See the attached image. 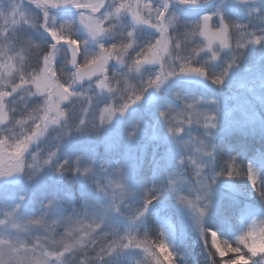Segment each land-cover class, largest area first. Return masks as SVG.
<instances>
[{
    "label": "snow or ice",
    "instance_id": "6c2138e0",
    "mask_svg": "<svg viewBox=\"0 0 264 264\" xmlns=\"http://www.w3.org/2000/svg\"><path fill=\"white\" fill-rule=\"evenodd\" d=\"M201 3L209 0H0V180L25 174L30 144L47 128L72 120L82 126L111 124L143 101L149 90L159 92L173 78L196 76L223 85L243 50L264 47V30L248 31L220 8L193 21L182 18V8ZM61 8L75 9L76 15L58 22L55 13ZM29 28L42 29L50 39L34 38ZM144 28L153 32L140 43ZM225 50L231 53L230 62L222 72H212L209 61L218 60ZM202 54H207L203 62ZM175 96L179 105L168 104L159 111L173 152L181 146L187 150L199 139H183L191 125L217 126L216 114L201 109L200 99L179 91ZM15 128L27 134L9 135ZM140 129L138 121L130 137L135 139ZM200 144L203 147L195 148L200 157L179 158V165L190 164L197 177L206 167L202 157L214 159L206 141ZM38 164L35 157L30 167ZM90 171L85 168V176ZM216 176H247L264 197L256 170L249 166L245 171L235 157ZM170 183L175 191L176 179ZM98 187L105 198L88 200L84 209L72 214L62 211L58 199L49 200L39 215L26 214L18 203H6L0 212V264H121L133 255L143 256L135 264H176L167 241L156 242L149 232L146 214L157 199L155 184L143 191L139 202L138 189L122 170L118 178ZM201 187H209L206 180ZM206 195L191 199L177 192L218 257L215 264H264V219L254 220L237 237L240 246L220 241L216 232H206L203 226L208 209L199 202ZM209 236L215 239L209 242Z\"/></svg>",
    "mask_w": 264,
    "mask_h": 264
},
{
    "label": "rangeland",
    "instance_id": "374dc122",
    "mask_svg": "<svg viewBox=\"0 0 264 264\" xmlns=\"http://www.w3.org/2000/svg\"><path fill=\"white\" fill-rule=\"evenodd\" d=\"M217 8H220L228 19L246 25L248 31L260 34L264 30V18H262L264 17V0H247L246 3L241 0H223L207 13L184 9L180 11L183 19L193 21L204 14L215 12ZM253 9H259V11L254 12ZM55 15L58 22H64L71 20L76 14ZM28 31L38 40L50 39L42 29L36 31L29 28ZM152 32V29L144 28L139 34V42L144 43L150 39ZM79 35L81 38H86V34L83 32ZM90 47H94V45H90ZM205 59H207V54H202L201 62ZM230 60L231 53L225 50L221 52L218 60L209 61L208 67L212 72L220 73ZM178 91L186 98L200 99L202 103L199 107L210 110L217 116V126L212 130L213 136L211 137L217 145L212 161V174L216 177L214 208L203 218V226L216 232L220 238L234 243L236 238L246 231L254 220L264 219V197L253 189L246 176L249 195L260 206V209L256 208L248 196L239 191L235 184V178L217 177L215 174L225 167L227 161L235 157L241 167L245 168V171L249 166L256 170L258 186L264 190V47L252 45L243 50V55L230 70L223 85H217L209 79L203 87L181 85L177 78H173L159 92L149 90L144 100L134 105L126 114L117 116L111 124L101 126L99 146L112 148L116 145L129 144V133L139 121L141 129L137 138L143 140L152 137L155 141L160 140L163 136V143L168 146L169 157H175L174 145L167 135L163 121L159 118V111L168 104L179 105L180 102L175 96ZM212 101L216 103H212ZM204 134L205 129L201 125L193 124L188 128L183 139L192 137L202 139ZM234 134L251 138L259 145L250 149L251 146L248 147L245 141L243 143L230 142L228 143L229 147L226 148L224 140L229 139L230 141ZM195 148L194 144L190 145L187 150L181 146L179 151H188L193 154ZM241 151L243 152L241 153ZM134 187L138 189L135 199L139 202L140 195L151 187V182L146 179L135 184ZM53 191L55 188L47 183L26 182L16 177L5 178L0 180V212L5 209L6 203L8 205L18 203L26 214L39 215L41 202L49 199ZM21 196L26 199L20 200ZM224 199L242 200L243 202L236 203L237 212L232 214L225 210H219L220 202ZM149 213L154 214L158 235L162 236L173 250L176 264H206L203 250L208 248L209 244L201 234L194 213L180 207L172 199L154 201L149 206L146 216ZM174 220L178 222V225ZM226 227H230V229ZM149 232L152 235L151 229ZM179 236L182 242L188 246V248L183 246L187 248V251L179 250L177 252ZM161 257L163 258V253H161ZM138 259L142 260L143 256H130L123 259L121 264H135Z\"/></svg>",
    "mask_w": 264,
    "mask_h": 264
},
{
    "label": "clouds",
    "instance_id": "9594fccd",
    "mask_svg": "<svg viewBox=\"0 0 264 264\" xmlns=\"http://www.w3.org/2000/svg\"><path fill=\"white\" fill-rule=\"evenodd\" d=\"M213 129L215 128L205 129L202 140L206 141L208 150L214 154L217 145L211 139ZM101 131V127H93L91 124L82 126L78 121L72 120L63 125L47 128L43 135L31 142L26 154L28 167L25 174L17 179L26 182H43L55 188L50 198L41 202L40 212L44 211V206L52 199L60 200L62 211L67 214L84 209L88 200L102 201L105 197L104 193L100 192L98 183L107 184L109 178H118L121 170L130 185L134 186L146 179L151 182L150 188L155 184L158 189L155 201L172 199L180 207L194 213L192 209L180 202L177 192L191 199H195L198 194L207 193L205 199L199 203L201 207L207 206V215L213 210L216 190V180L212 174L213 157H202L206 167L197 177L193 166L187 163L179 165L181 156L200 157L201 154L196 151L190 154L188 151L177 150L175 157L170 158L167 152L168 146L163 143V136L160 140L154 141L152 137L139 140L129 135L127 145L102 148L99 146ZM13 133L21 136L27 134L20 128H15L8 134L13 135ZM167 135L169 136L168 133ZM200 140L201 138L193 141L196 148L203 147ZM171 142L173 143L172 138ZM35 157L39 158V164L36 169H33L30 166ZM46 160L49 162L44 163ZM85 168L91 169L87 176L84 174ZM32 172H36V175L33 176ZM170 173H175V176L170 177ZM171 179L177 181L175 191L170 183ZM205 180L209 185L208 188L201 187ZM204 228L206 232L209 229ZM151 237H154L152 240L156 242L165 241L160 235H151ZM208 239L212 242L215 238L209 236ZM219 239L233 246H240L237 238L234 243L220 237Z\"/></svg>",
    "mask_w": 264,
    "mask_h": 264
},
{
    "label": "trees",
    "instance_id": "16d2710c",
    "mask_svg": "<svg viewBox=\"0 0 264 264\" xmlns=\"http://www.w3.org/2000/svg\"><path fill=\"white\" fill-rule=\"evenodd\" d=\"M232 139L229 141V139L228 140H224V142H225V144L227 145L226 146V148H228L229 146H228V143H243V141H245L246 142V144H248V147H250V149L251 148H253V147H256V146H258L259 144L258 143H256V142H254V140L253 139H251V138H244L242 135H240V134H234V135H232V137H231ZM252 142V143H249V142ZM243 151H241V153H242ZM219 163V162H218ZM242 169H244L245 170V168H242ZM235 184H236V186L238 187V189H239V191L242 193V194H246L247 196H248V199L257 207V208H259L260 209V206H259V204H257L255 201H254V199H252V197L249 195V192H248V188H247V182H246V176H240V177H235ZM241 194V196H244V195H242ZM253 197H255L253 194H251ZM244 200V199H243ZM240 202H243L242 200H239ZM239 201H232V200H226V199H224V200H222L221 202H220V205H219V210L221 211V210H225V211H228V212H230V213H232V214H234V213H236L237 212V202H239ZM146 218H147V221H148V224H149V229H151L152 230V235L153 236H156V235H158V229H157V227H156V225H155V220H154V214H152V213H149L147 216H146ZM175 221V223L178 225V222L176 221V220H174ZM226 228H228V229H230V227H226ZM183 246H186L187 248H188V246L187 245H185V243H183L182 242V240H181V237L179 236V240H178V242H177V248H176V250H177V252L179 251V250H182V251H187V248H184ZM203 246H204V244H203ZM204 248V247H203ZM205 253V256H204V259H205V261H206V264H215V261H217L218 260V258L217 257H214L213 255H212V251H211V249H210V247H208V248H204V250H203ZM202 260V259H201Z\"/></svg>",
    "mask_w": 264,
    "mask_h": 264
},
{
    "label": "water",
    "instance_id": "95a60500",
    "mask_svg": "<svg viewBox=\"0 0 264 264\" xmlns=\"http://www.w3.org/2000/svg\"><path fill=\"white\" fill-rule=\"evenodd\" d=\"M220 1H222V0H209V3H201L199 6H187V7H184L183 9L194 10V11L195 10L196 11L197 10H204V9H207L209 7L216 5ZM75 12H76V10L72 9V8H67V9L61 8V9L56 10L55 14H58V13H75ZM178 80L180 82H183V83L197 84L199 86H203L207 79L202 78V77L190 76V77H179Z\"/></svg>",
    "mask_w": 264,
    "mask_h": 264
}]
</instances>
